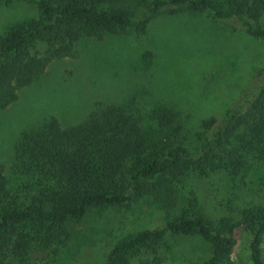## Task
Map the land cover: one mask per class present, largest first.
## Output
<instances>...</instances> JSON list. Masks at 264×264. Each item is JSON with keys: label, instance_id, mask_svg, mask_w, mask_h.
Returning <instances> with one entry per match:
<instances>
[{"label": "trees", "instance_id": "16d2710c", "mask_svg": "<svg viewBox=\"0 0 264 264\" xmlns=\"http://www.w3.org/2000/svg\"><path fill=\"white\" fill-rule=\"evenodd\" d=\"M37 3L38 19L0 36V108L52 59L71 54L80 38L101 39L131 26L143 32L156 11H204L213 21L264 41V0H142L140 19L118 8L102 9L98 0ZM251 79L222 114L202 120L208 136L195 153L176 138L182 128L175 108L154 106L148 113L153 126L135 98L99 106L68 127L51 116L21 131L13 149V179L0 164V264H30L37 254L56 253L69 237L67 221H79L89 207L125 205L146 195L169 210L187 179L218 172L237 177L248 156L264 162V65ZM171 215L161 225L117 241L99 264H126L128 256L166 235L192 234L211 243L213 252L190 264H220L241 228L253 230V264H264L263 208L254 205L235 222L223 217L213 224L194 198Z\"/></svg>", "mask_w": 264, "mask_h": 264}, {"label": "rangeland", "instance_id": "374dc122", "mask_svg": "<svg viewBox=\"0 0 264 264\" xmlns=\"http://www.w3.org/2000/svg\"><path fill=\"white\" fill-rule=\"evenodd\" d=\"M97 4L102 9H121L136 19L145 15L142 0H98ZM39 16L37 0H0V36ZM263 65L264 41L186 7L174 13L156 11L143 32L131 26L101 39L80 38L71 54L52 59L37 78L19 89L14 101L0 108V164L7 178L13 179L14 144L24 129L51 116L68 127L99 106L129 98H135L153 126L148 113L154 106L175 108L182 128L176 138L195 153L208 136L202 120L222 114ZM263 178L264 162L248 156L237 177L218 172L187 179L169 210L146 195L125 205L89 207L79 221H67L69 237L56 253L37 254L30 264L103 263L117 241L165 223L188 199L195 198L213 224L223 217L235 222L251 206L264 209ZM252 237L253 230L241 228L220 264H253ZM260 250L264 260V233ZM212 252L211 243L198 234L166 235L128 256L126 264H190Z\"/></svg>", "mask_w": 264, "mask_h": 264}]
</instances>
